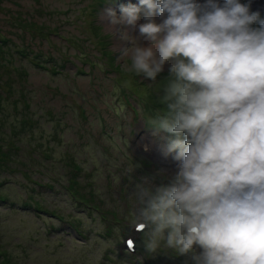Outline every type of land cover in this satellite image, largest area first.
<instances>
[{
    "label": "rangeland",
    "instance_id": "1",
    "mask_svg": "<svg viewBox=\"0 0 264 264\" xmlns=\"http://www.w3.org/2000/svg\"><path fill=\"white\" fill-rule=\"evenodd\" d=\"M94 2L0 0V42L6 38V47L12 50L11 55L0 51V117L6 118L5 125L21 129L19 115L27 114L31 124L26 127L25 142L51 152L56 161L63 160L71 175L75 173L73 166H80L75 174L78 183L69 182L66 175L56 176L58 185L54 189L34 194L43 206L62 215L63 222L47 213L39 218L7 214L8 209L0 203L5 243L12 251L21 248L20 243L25 244L22 247H26V255L18 249L22 255L15 256L22 264H193L191 254L178 255L163 242L156 252H149L145 247L148 228L136 231L141 207L137 184L144 183L155 190L167 183L161 170L171 174L176 165L175 153H162L170 134L156 132L147 120L161 107L156 102L158 86L168 75V65L155 83L126 71L120 49L129 42L122 39L120 32L114 34L108 9L119 16L122 5H138L140 0H104L99 9L91 7ZM241 2L250 4V10L264 18V4L259 6L255 0ZM26 19L48 25L52 33L45 29L40 36H34L29 28L20 27ZM155 19L161 22L163 18L157 14ZM144 22L141 16L137 25ZM131 36L143 45L150 43L140 36L138 27L129 28ZM23 46L33 54L30 58L23 53L13 55ZM39 54L43 66L39 57L33 62L34 55ZM49 55L55 59L47 62ZM26 102L31 104L28 113L23 110ZM50 110L58 113L52 117ZM2 128L9 130L3 124ZM153 147L159 150L157 155ZM8 178L6 191L26 198L27 190L17 180L20 174ZM51 179L46 174L39 181ZM72 186L86 197L83 204L70 195ZM98 201L108 213L105 217L109 220L105 222L93 209L92 203ZM71 223L79 225L82 235L73 230ZM47 229H52L50 235ZM6 232H12L14 239ZM130 237L136 241L134 252L126 246ZM5 243H0V251H5Z\"/></svg>",
    "mask_w": 264,
    "mask_h": 264
},
{
    "label": "clouds",
    "instance_id": "2",
    "mask_svg": "<svg viewBox=\"0 0 264 264\" xmlns=\"http://www.w3.org/2000/svg\"><path fill=\"white\" fill-rule=\"evenodd\" d=\"M250 7L140 0L119 16L108 9L114 34L129 42L126 71L155 83L168 65L161 107L147 120L170 134L162 153H175V170L136 193L149 252L163 242L193 264H264V18ZM135 27L150 43L129 38Z\"/></svg>",
    "mask_w": 264,
    "mask_h": 264
},
{
    "label": "trees",
    "instance_id": "3",
    "mask_svg": "<svg viewBox=\"0 0 264 264\" xmlns=\"http://www.w3.org/2000/svg\"><path fill=\"white\" fill-rule=\"evenodd\" d=\"M104 0H95V2L91 5V7H94L96 9H99L101 6V3ZM32 20L27 19L25 22L20 23V27H25L29 28L31 30L30 33H33L34 36H40L41 31L47 29L48 31V25L42 23L38 24L35 22H31ZM52 30V28H50ZM50 30V31H51ZM48 31L50 34L52 32ZM6 40V41H5ZM2 40L0 43L1 47V53L4 55H7V53L10 52V55L12 54L11 48L8 49L6 47L9 46L7 39ZM6 47V48H4ZM16 51L14 52V56L18 55L20 56V53H23V55L27 58H30V52L27 49V46L20 47L18 49H15ZM28 54H27V53ZM22 56V55H21ZM40 54L33 57V62L38 61L35 60V58L39 57L40 61V66H43V61L40 58ZM55 58L52 55H49L47 58L48 61H52ZM45 64V63H44ZM46 66V64H45ZM63 69V68H62ZM55 73H58L56 70ZM60 73V72H59ZM23 99H25L23 97ZM16 104V102H15ZM18 105V104H17ZM31 104L30 102H26V106L23 109L25 113H28L30 110H28V107H30ZM16 109L19 108V106L15 107ZM21 110L20 112H22ZM139 115V111L134 110ZM58 112H54L50 110V115L54 117ZM4 116V114H3ZM150 118V116H149ZM147 117V119H149ZM1 119V117H0ZM9 118H7L8 121ZM31 117H29L27 114L26 116L21 117V114L19 115L18 120L21 123V129L17 127H9L5 125V119H1V123L4 125V127L8 128L9 130H3L2 124L0 127V203L4 205L6 209L7 214L9 213H20V214H26V215H34L37 216L38 218L41 217L43 214L47 213L51 216H57L60 221L63 222L64 217L57 213L55 210H50L47 209L45 206H43V201L40 199H36L34 194H37L39 191L40 194H42L43 189H54L58 185V179L57 177H62L66 175L68 177V181L72 183H78L75 174L77 171H80V166L79 165H74L72 168V171L75 173L70 174V168L67 163H65L63 160L56 161L54 160L55 155H52L51 152L46 151V149L42 150V148L36 147L35 144L30 143V142H25L28 133H26V127H30L31 124ZM7 123V122H6ZM29 124V126H28ZM152 127V126H151ZM30 137L32 138L33 134H29ZM31 140V139H28ZM33 140V139H32ZM51 147V146H48ZM56 170V172H55ZM6 174V175H5ZM20 174L21 178L17 179L19 180L18 183L20 187L25 188L27 192L25 193V197H22L19 193H16L14 195H11L8 193L5 189V184L9 183V178L8 175H18ZM51 176L52 179L51 181L48 182H40L39 178L42 175L44 176ZM9 185L12 186L10 183ZM14 186V185H13ZM70 186V185H69ZM15 187V186H14ZM70 195L74 198V200L78 199V203L83 204L84 200H86L85 196L83 193L79 191V189L74 186L71 187ZM7 194L6 196L2 194ZM33 194V195H32ZM90 195L94 196V193L91 191ZM94 204L93 209L96 211L98 210L99 217L100 219L105 222L109 219H107L105 216L108 214L106 211L102 210L100 206V202L98 201L93 202ZM4 213V214H6ZM0 215H2V212H0ZM71 226L73 230L77 233L82 235V231L79 228V225H76L75 223H71ZM0 226V243H5L6 242V236L4 235V231ZM21 228V227H19ZM56 229L53 227V230ZM111 227H108L109 234L112 235L113 230H110ZM6 235H10V239L13 238L12 232H6ZM46 233L50 235L52 233V229H47ZM36 239V236L34 237ZM33 240V239H32ZM146 240V239H145ZM6 244V243H5ZM7 245V244H6ZM5 245V251L2 250L0 251V264H22L19 258H15L16 255H22L27 253V249L25 246L22 247V245H25L24 243H20L21 248L15 249V251H12L11 248H9V245ZM18 249H22V254L18 253ZM16 252V253H15ZM8 260V261H7Z\"/></svg>",
    "mask_w": 264,
    "mask_h": 264
},
{
    "label": "bare ground",
    "instance_id": "4",
    "mask_svg": "<svg viewBox=\"0 0 264 264\" xmlns=\"http://www.w3.org/2000/svg\"><path fill=\"white\" fill-rule=\"evenodd\" d=\"M255 3L257 4V5H262V4H264V0H255ZM258 7V6H257ZM154 149H153V153L154 154H158L157 152L159 151L158 149H156L155 147H153Z\"/></svg>",
    "mask_w": 264,
    "mask_h": 264
},
{
    "label": "snow or ice",
    "instance_id": "5",
    "mask_svg": "<svg viewBox=\"0 0 264 264\" xmlns=\"http://www.w3.org/2000/svg\"><path fill=\"white\" fill-rule=\"evenodd\" d=\"M141 227H143V225H141Z\"/></svg>",
    "mask_w": 264,
    "mask_h": 264
},
{
    "label": "water",
    "instance_id": "6",
    "mask_svg": "<svg viewBox=\"0 0 264 264\" xmlns=\"http://www.w3.org/2000/svg\"><path fill=\"white\" fill-rule=\"evenodd\" d=\"M203 2H204V0H203ZM203 2H201V3H203Z\"/></svg>",
    "mask_w": 264,
    "mask_h": 264
}]
</instances>
